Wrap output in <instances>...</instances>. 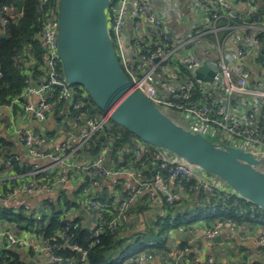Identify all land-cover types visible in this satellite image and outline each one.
Wrapping results in <instances>:
<instances>
[{
	"label": "built area",
	"instance_id": "2783aa9c",
	"mask_svg": "<svg viewBox=\"0 0 264 264\" xmlns=\"http://www.w3.org/2000/svg\"><path fill=\"white\" fill-rule=\"evenodd\" d=\"M238 1L247 8V15L237 10L233 0H196L195 11L200 17L193 18L190 32L180 39L175 36L176 26L182 27L186 21L181 6L174 0H164L162 10L145 0H114L107 10V20L120 67L134 90L182 126L264 156V15L258 12L252 0ZM46 5L48 1L41 0V6ZM2 11L10 14L12 9L4 7ZM2 11L0 30L8 22ZM44 16L41 38L45 49V79L41 84L27 80L21 96L23 101L34 96L39 98L36 103H23V110L39 122L54 114L57 103L49 98L55 89L60 100L69 98L73 101L79 95L75 88L65 84L61 71L57 53L58 4L49 8ZM223 18L227 23L221 25ZM166 20H173L176 26H170ZM128 25L131 26V33ZM201 68H206L207 72L202 78H197L196 71ZM209 77L211 80L207 81ZM20 102L21 99H16L11 105ZM73 105L75 109L82 107L80 103ZM7 106L0 105V116ZM76 118H84L83 126L67 130L65 140L56 146H51L52 142L46 136L31 129L18 130L17 141L31 158L59 165L60 182L65 181V169L69 166L93 178L94 186L98 185L99 177L129 178L133 181L135 187L117 206H107L89 197V215L94 220V243H100L102 234L115 232L128 221L130 210L142 191L149 192L152 197L159 194L168 206L182 202L187 192H201L208 198L218 196L224 200L237 197L210 175L182 163L165 151L142 147L139 141H133L130 149L135 158L154 162L155 172L150 176L131 163L110 167L106 164V147L94 160H81L93 135L111 130L112 121L103 114L82 113ZM12 161L7 160V165ZM261 166L264 167V161ZM34 174L35 178H43L11 188L5 194L6 199L45 191L50 184L49 172L43 169ZM169 184L176 185V193L171 192ZM83 191L88 194L87 189ZM210 206L211 212L217 210L216 203ZM110 211L113 213L107 218ZM239 212L242 214L244 211L240 208ZM234 225L231 220H218L215 226L204 232V236L212 241L224 229ZM0 238L10 246L23 245L12 234L0 233ZM65 240L69 242L68 238ZM256 242L258 257L264 261V233L258 234ZM56 247L49 244L47 248L52 263L67 260L55 254ZM71 248L82 254V262L87 261L86 250L76 245ZM152 259L153 254L147 251L135 256L133 261L135 264H151ZM212 262V259L207 261L208 264ZM162 263L170 264L165 258Z\"/></svg>",
	"mask_w": 264,
	"mask_h": 264
},
{
	"label": "crops",
	"instance_id": "0c3cea01",
	"mask_svg": "<svg viewBox=\"0 0 264 264\" xmlns=\"http://www.w3.org/2000/svg\"><path fill=\"white\" fill-rule=\"evenodd\" d=\"M145 1L162 10L164 0ZM174 1L181 6L182 16L186 21L185 25L178 27L173 20H166V22L170 26L177 27L175 33L177 38H185L190 32V22L193 18L200 17L196 15L197 12L195 11L196 0ZM233 1L241 14H248L245 6L238 0ZM252 2L257 10H264V0H252ZM11 9L10 14L13 17H17L19 15L17 6L11 7ZM128 31L131 33L130 25H128ZM4 33L3 29L0 30V35ZM33 63L34 61L31 62V65ZM34 84L37 83L34 82ZM66 99L67 102L63 109L64 118H62L64 121L61 123L57 122L53 114L47 115L43 122H39L23 110V103H36L39 100L37 96L9 105L7 106L8 108L2 111L0 116V140L5 141L6 145L11 144V146H8V148L4 146L0 149V209L14 213L27 211L34 214L36 219L46 218L45 223L48 224L49 217L53 212L51 207L48 206L50 203L53 204L56 210L62 211V218L69 222L76 221L79 225L93 232L94 220L89 215V197H94V199L98 196L105 197L110 200L112 206H117L127 196V193L135 187L133 181L129 178L105 179L99 177L97 178L98 185L94 186L92 184L93 178H89L84 172L69 166V169H65V181L60 182L61 167L59 165L54 166L49 162L31 158L25 148L17 141L16 132L18 130L31 129L46 136L52 142L51 146L53 144L56 146L65 140V132L67 130L82 127L84 118L79 120L73 117L70 120L68 111L72 101L69 98ZM66 123L69 124V127ZM140 144L142 147L148 146L143 144V142H140ZM5 148L6 150L4 151ZM87 148H89V143H87L82 153L83 158L81 160L92 161L98 153L90 154ZM107 150L108 152L111 151L109 148ZM129 151L131 149L129 150L128 146H126L115 157L108 154L106 164L111 167L118 163H124L123 161H125L126 154ZM9 157H12L14 163L7 165L6 162ZM141 160L143 158H135V161L131 164L137 166L145 175L150 176L153 172L154 162L146 159L140 162ZM72 163H76V161ZM43 169H46L50 174V184L45 191L32 195L20 194L6 199L5 194L11 188L27 185L35 179L34 173ZM84 189L88 190V194L84 193ZM169 189L172 193L177 192V187L174 184H169ZM211 199L212 197L208 198L203 193L196 191L185 194L183 201L177 206H184V210L186 209L189 213L187 217L196 216L198 219L189 225L183 224L178 228L170 227L164 238L167 243V251L156 250L151 252L149 250L153 254L151 264H163V258L167 259L170 264H208L207 261L209 259L213 260L212 264H256L258 261L264 263L258 257L259 246L256 242V237L258 234L264 233V228L261 229L258 225L248 226L247 224H237L235 222L233 227L224 229L220 233L218 237L221 238V243L208 240L204 236V232L215 226L218 221L217 219H208L207 214L211 211ZM221 199L224 200L223 198ZM164 205V201L159 194H155L152 197L149 192L142 191L130 210L128 221L118 229V236L126 239L127 244H134L138 239L148 245L153 243L154 240L149 236L148 232L150 229H156L154 224L158 218L164 215ZM0 233L12 234L23 242V245L14 247L8 245L4 239L0 238V250L8 245L20 255L23 264H52L51 254L47 249L49 241L42 234L22 230L16 224L5 221H0ZM246 234L250 237H246ZM64 235V233H60L58 237L66 243ZM54 241L57 244L61 243L56 239ZM61 246L62 244L57 247V250H60ZM74 254L67 259L73 264L76 260ZM191 255L195 256L191 257ZM121 258L122 255L117 257L116 264L121 263ZM133 259L129 258L122 264H135ZM81 264H88V262H81Z\"/></svg>",
	"mask_w": 264,
	"mask_h": 264
},
{
	"label": "water",
	"instance_id": "95a60500",
	"mask_svg": "<svg viewBox=\"0 0 264 264\" xmlns=\"http://www.w3.org/2000/svg\"><path fill=\"white\" fill-rule=\"evenodd\" d=\"M113 2L58 0L57 53L65 84L82 87L103 115L144 144L210 175L232 194L264 211V156L182 126L134 90L110 37L107 10ZM14 4L21 14L23 1L14 0ZM206 72L201 68L196 77L202 78ZM213 242L222 240L218 237ZM74 253V264H81L82 254Z\"/></svg>",
	"mask_w": 264,
	"mask_h": 264
},
{
	"label": "trees",
	"instance_id": "16d2710c",
	"mask_svg": "<svg viewBox=\"0 0 264 264\" xmlns=\"http://www.w3.org/2000/svg\"><path fill=\"white\" fill-rule=\"evenodd\" d=\"M22 1V13L17 15V17H13L12 14L3 12L2 9L4 7H16L14 0H0V11H2V16L8 20L7 24L2 28L5 31L6 37H0V72L2 74L0 78V105H11L16 99L23 101L21 96L27 85V80L41 84L43 79H45V49L41 40L44 28L43 22L45 20L44 14L48 12L49 8L57 6L58 0H47L48 5L46 6H41V0ZM43 11H45L44 14ZM258 12L264 15V10H258ZM220 23L224 25L227 23V20L223 18ZM33 61L34 63L31 65ZM72 87L78 91L79 95L74 98L72 105H69L70 109L68 112L70 120L73 117H78L82 113L90 115L103 114L93 104L82 87ZM50 97V101H56L57 103L53 115L57 122L61 123L64 121L62 119L64 118L63 109L67 99L60 100L59 92L56 89ZM75 103H80L82 107L75 109L73 105ZM66 124L69 127V124ZM111 125V130L96 133L90 139L89 148H87L90 154H97L103 147H107L111 149L108 154L115 157L126 146L130 150L133 141L142 142L124 128L113 122H111ZM4 146L8 148L11 144L6 145L5 141L0 140V149ZM131 151L126 154L125 161H123L124 164L135 161L134 154ZM7 160H12V157H9ZM143 161L144 158L140 162ZM11 163H14V161ZM153 172H155V165ZM41 178L43 176H37L35 179L39 180ZM96 200L104 205H111L110 200L105 197L98 196ZM213 202L217 204V210L215 212L209 211L207 214L208 219L211 220H231L237 224L243 223L248 226H254L258 224L257 220L253 217L261 215L259 213L260 211L264 212L257 206L235 196L226 200H222L218 196H213L211 203ZM48 206L53 211L49 217L48 224L45 223L46 218L36 219L34 218V214L27 211L14 213L3 209H0V221L16 224L22 230L42 234L52 247L62 244L60 250H57V247L54 250L57 256H62L64 259L73 256L74 252L71 246L76 245L82 250H86L88 264H116L117 257L121 254L120 264H122V262L129 258H134L149 250L151 252H155L156 250L167 251V243L164 238L169 228H178L183 224L189 225L198 219L196 216L187 217L189 213L186 209L184 210V206L179 207L176 204L174 206H168L165 204L164 215L155 221L154 225L156 229H150L148 232L149 236L154 240L152 246L141 242L139 239L134 244H127L126 239L118 236V230L115 232H105L100 236V243H94L92 240L94 239L93 232L79 225L76 221L69 222L62 218V211L56 210L53 204L49 203ZM240 208L244 211L242 214L239 212ZM110 213L112 214L113 211L107 213V218L110 216ZM60 233L65 234V238L69 239L68 243H65L64 240L58 237ZM54 239L61 243L58 245ZM193 256L195 255H191V257ZM20 258V255L8 245L0 250V264H23ZM256 264L264 263L257 262Z\"/></svg>",
	"mask_w": 264,
	"mask_h": 264
},
{
	"label": "rangeland",
	"instance_id": "374dc122",
	"mask_svg": "<svg viewBox=\"0 0 264 264\" xmlns=\"http://www.w3.org/2000/svg\"><path fill=\"white\" fill-rule=\"evenodd\" d=\"M261 215H258L257 217H253L255 220H257V224L259 228H264V212H259ZM229 251V250H228ZM231 252V251H230Z\"/></svg>",
	"mask_w": 264,
	"mask_h": 264
},
{
	"label": "bare ground",
	"instance_id": "6f19581e",
	"mask_svg": "<svg viewBox=\"0 0 264 264\" xmlns=\"http://www.w3.org/2000/svg\"><path fill=\"white\" fill-rule=\"evenodd\" d=\"M100 238H101V237H100ZM92 240L94 241V239H92ZM58 245H59V244H58ZM61 247H62V246H61ZM143 250H144V249H143ZM61 251H62V250H61ZM64 255H65V254H64ZM74 255H75V254H74ZM121 255H122V254H121ZM61 257H62V256H61ZM67 257H68V256H67ZM67 257H66V258H67ZM208 257H209V256H208ZM212 257H213V256H212ZM258 262H259V261H258Z\"/></svg>",
	"mask_w": 264,
	"mask_h": 264
}]
</instances>
